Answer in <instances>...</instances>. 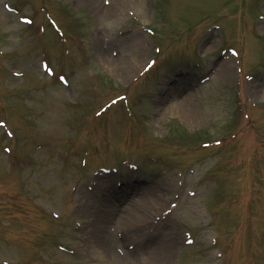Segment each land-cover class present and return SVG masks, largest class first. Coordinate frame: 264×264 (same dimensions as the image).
<instances>
[{
  "label": "rangeland",
  "instance_id": "rangeland-1",
  "mask_svg": "<svg viewBox=\"0 0 264 264\" xmlns=\"http://www.w3.org/2000/svg\"><path fill=\"white\" fill-rule=\"evenodd\" d=\"M163 3L117 0L116 14L100 23L81 0H0V118L10 121L16 136L9 139L0 126V264L94 263L99 256L92 254L89 243L83 251L92 259L77 250L78 244L86 243L90 220V214L78 212L77 197L80 188L102 172L127 177L131 173L151 185H169V198L179 197L161 219L150 216L155 236L149 234L134 244L116 235L115 261L135 251L140 264L155 238L175 233L182 241L172 256L174 264H232L225 244L231 227L225 226L227 217L221 215L227 213L220 207L222 202L227 206L236 190L245 201L239 212L241 228L234 233L239 234L238 246L241 252L246 249L249 256L264 259V249L248 244L251 240L261 243L264 237V185L251 202V190L264 167L263 134V143L257 140L255 147L261 162L249 166L252 158H248L250 170L237 175V189L234 178L226 188L221 180L238 155V138L234 137L238 128L248 130L253 118L264 114V107L253 106L264 102V0L257 12L258 37L252 31L254 38L249 37V43L246 23L250 25L255 14L244 12V0H165L162 13L167 19L159 16ZM213 13L218 19L211 17ZM23 16L33 23L24 22ZM49 19L70 35L61 37ZM215 20L222 32L211 27ZM196 25L198 29L193 28ZM156 29L163 31L162 38ZM188 30L182 38L181 33ZM173 36L181 38L173 41ZM141 41L144 53L139 49ZM248 45L253 49L249 58ZM234 46L246 57L245 63L239 52L232 51ZM97 48L103 52L108 48L110 56L121 60L134 55L138 70L126 78L116 77L96 55ZM228 62L232 64L230 74L219 72L218 67ZM47 63L68 82L49 75L44 70ZM147 68L149 73L141 76ZM74 72L82 74L74 76ZM105 75L109 77L103 85L100 77ZM170 87L195 97L201 116L198 123L187 124L175 112H167L166 102L157 106L158 98L164 99ZM124 93L126 97L100 117L111 122L110 130L107 119L101 123L104 127L100 124L103 137L110 140L100 144L102 149H92L91 156L82 145L75 151L70 139L84 124H94L93 110L103 98L108 103ZM178 122L187 133L202 131L217 142L202 151H185L184 144L176 142L160 148L159 143ZM6 143L14 149L11 166ZM93 143L98 142L94 139ZM37 145L42 147L36 154ZM250 149L246 146L240 153ZM47 175L51 177L46 179ZM251 207L254 214L250 215Z\"/></svg>",
  "mask_w": 264,
  "mask_h": 264
},
{
  "label": "bare ground",
  "instance_id": "bare-ground-1",
  "mask_svg": "<svg viewBox=\"0 0 264 264\" xmlns=\"http://www.w3.org/2000/svg\"><path fill=\"white\" fill-rule=\"evenodd\" d=\"M81 1L100 23L106 17L116 14L117 0ZM145 48V43L141 41L140 52L144 53ZM101 49L97 48L96 55L116 77L126 78L138 70V58L134 55L121 60L110 56L107 49H105L107 52H103ZM206 49L202 44V52H205ZM231 67L232 64L228 62V64L220 65L218 71L223 74H230ZM173 87L167 88L168 91H166L164 99L161 96L158 98L157 106L160 102L162 104L166 102L168 103L165 106L167 112H175L187 124L198 123L201 116L195 97L191 94L183 96L180 94V89ZM128 176L130 177L127 175L98 174L91 179L93 194L87 193L84 186L79 191L78 212L82 215L90 214V220L87 222L89 231L88 236H86V243L78 244L77 250L83 257L92 259L88 255L89 252L83 251L89 243L92 254L99 256L95 261L98 264H107L112 261V252L115 247L113 241H115L116 235L120 234L124 240L134 241V244L149 234L155 236L154 225L151 224L150 216L153 215L155 218L161 219L165 213L171 212L170 210L179 199L178 196L169 198L168 191L170 189L167 187L169 185L155 186L149 184L145 179H140L135 174L130 173ZM130 179L134 180L133 185L128 183ZM119 184L121 188L125 185V188L120 189ZM152 188L154 192H152ZM97 194H99L98 197L95 196ZM92 197L96 198L93 199ZM181 241V236L175 233L160 235L159 238L154 239L146 251V258L140 264H174L172 256ZM129 252L132 257L124 256L121 261H116L115 264H139V258H136L135 251Z\"/></svg>",
  "mask_w": 264,
  "mask_h": 264
}]
</instances>
